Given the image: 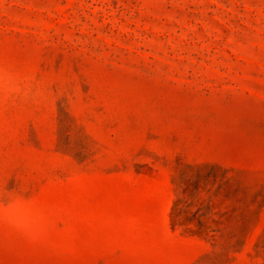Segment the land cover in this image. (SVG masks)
<instances>
[{
    "label": "rangeland",
    "instance_id": "rangeland-1",
    "mask_svg": "<svg viewBox=\"0 0 264 264\" xmlns=\"http://www.w3.org/2000/svg\"><path fill=\"white\" fill-rule=\"evenodd\" d=\"M0 264H264V0H0Z\"/></svg>",
    "mask_w": 264,
    "mask_h": 264
}]
</instances>
